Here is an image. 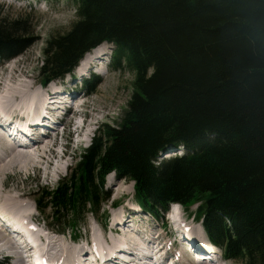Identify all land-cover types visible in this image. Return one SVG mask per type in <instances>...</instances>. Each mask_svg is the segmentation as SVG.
<instances>
[{"label": "trees", "instance_id": "16d2710c", "mask_svg": "<svg viewBox=\"0 0 264 264\" xmlns=\"http://www.w3.org/2000/svg\"><path fill=\"white\" fill-rule=\"evenodd\" d=\"M73 3L71 28L47 41L43 82L104 42L112 66L124 63L135 78L120 121L101 125L74 172L46 193L53 221L77 228L109 197L115 173L135 182L147 212L197 205L226 259L264 264V0ZM29 32L21 18L0 17V59L21 54ZM173 146L183 153L162 158Z\"/></svg>", "mask_w": 264, "mask_h": 264}, {"label": "rangeland", "instance_id": "374dc122", "mask_svg": "<svg viewBox=\"0 0 264 264\" xmlns=\"http://www.w3.org/2000/svg\"><path fill=\"white\" fill-rule=\"evenodd\" d=\"M0 17H7L8 19L15 20L21 18L24 24L27 25V28H30L29 36H26V38L31 37L33 40L30 45L26 46L24 51L15 58L7 61L0 60L1 75L6 78L10 77L12 74V79L17 81V83H21L22 81H26V83L33 82V85L35 84V90L39 87L41 88L43 84H47L50 88L52 86H58L59 83H63V89L72 93L70 99L75 100L74 104L79 101L83 104L74 107L72 113H70L71 115L66 117V123L68 124L67 128L63 130V128L60 127L59 130H56L57 132L55 131L59 142L57 147L58 151L60 153L64 150L67 152L60 174L56 176L52 173L50 176L44 173V169L38 171L31 168L27 172H20L19 170L11 171L5 179V181H7L6 188L8 190L14 191L17 189L19 192L26 193L23 199L28 203L30 213H36L39 217L40 220L37 225L42 229V233L47 230L48 234L50 233L51 236L60 237L63 234L58 233L59 235H57L55 231H63V228H61L60 224H56L53 221L55 220L52 219L54 214L48 207L49 199H46L45 195L55 188L60 181L66 179L74 172L81 154L84 152V149L91 144L93 137L101 125H116L120 121L123 112L128 107V102L133 91L135 75L124 63L119 69L114 68L112 63L109 64L108 61H112L111 53L113 48L111 45L103 44L101 48L103 51L100 54L102 59H96L100 58V55H95L92 58H95L96 65L88 70L87 75H81L78 71L73 70L71 73L64 76L65 78H55L54 81L50 83L43 82L44 76L41 73V67L45 57L44 49L47 41L52 36L67 32L76 20V5L73 3V0H0ZM82 77L83 79H81ZM48 92L50 91L48 90ZM79 98L81 99L79 100ZM80 102L79 104H81ZM84 121L88 124L86 125L87 127H85V132L77 136V133L73 132V130H75L80 123H84ZM75 122L77 123L76 126ZM60 132H63V134L60 135ZM52 170L49 169L50 172ZM104 188L109 193V197L100 201L97 211L83 214L78 223V227L74 230L70 231L69 229L63 231L66 232L64 235L68 242L70 241V244L74 243H72L70 239L72 236L80 240V245L86 244L85 237L89 236L91 232H95L97 235L99 234L103 237V230L101 226H99V222H111L112 217L117 223L122 218L125 220V208L134 209L131 211L129 209L127 212H131L132 215L130 216L128 214L127 216L134 218L135 215H137L136 217L138 220V215H140L142 217L141 220H143V218L147 221L150 220L143 224L148 223L152 228H155L156 231L154 234L160 233V225L162 224H165L166 229L174 231L173 227H175V225L172 226L168 219L171 216L169 212L166 213L163 220H161L160 216H147L140 211L142 207L135 198L136 188L135 182L132 179L118 178L114 173H111L106 177ZM125 190H128V193H126ZM36 198L37 201L41 200L44 205L40 211L42 214L37 210ZM114 205L118 206V209H114ZM127 205L130 207L127 208ZM171 207L172 212L178 211L176 205L174 207L171 205L170 208ZM173 209L175 211H173ZM191 212L192 210L188 211L185 209L182 214L186 226L189 229L193 227L195 231H185L187 232L185 234H191L193 235V239L196 238V240L198 239L197 241H202V244L207 246L206 248L210 249L212 253H216V256L220 258V252H218L216 248H211L208 242H205V239H203L202 234H204L203 231L205 228L202 223L197 221L196 217L190 214ZM141 227L143 226L141 225ZM44 228H46V230H44ZM144 233L146 236L149 234L148 230L145 229ZM108 234L110 235V233ZM168 234L170 235V239H172V233L168 232ZM75 238L72 237V239ZM166 238H168V236ZM166 238H162L161 241H166ZM214 258L215 257L212 256V259ZM221 262L222 264H248L246 260L235 261L226 260L224 258Z\"/></svg>", "mask_w": 264, "mask_h": 264}, {"label": "bare ground", "instance_id": "6f19581e", "mask_svg": "<svg viewBox=\"0 0 264 264\" xmlns=\"http://www.w3.org/2000/svg\"><path fill=\"white\" fill-rule=\"evenodd\" d=\"M102 47V45L97 47V50L91 51L83 57L76 68V71H78L79 74H82L83 72L87 73L92 66L96 65L95 58H92L95 55H100L102 53ZM96 59L101 60L102 56L100 55V58ZM34 86L35 84L33 85V82L26 83V81H22L21 83H17V81L12 79V74L10 77L4 78L0 73V121L4 126L9 128V132L14 138V144H6L4 138L0 136V216L9 220L14 217L18 221H23L24 223L33 221L38 224V221L40 220L39 217L36 213H30V208H28L29 205L23 199L26 196V193L19 192L17 189L14 191L8 190L6 188L7 181H5V179L7 175L14 170L27 172L31 168L38 171L44 169L45 174L50 175L54 173L56 176L62 172L67 152L64 150L60 153L57 149L59 145L56 137L58 119L55 116L60 111V108L66 106L68 95H66V92L61 85L52 86L50 88L47 86L43 89H39V87L37 90H35ZM48 90L50 92H48ZM45 96L46 99L44 100ZM80 99L81 98H79V100ZM79 102L76 103L79 104ZM55 105H58V107L52 109ZM81 105L83 104L81 103ZM31 110H34L31 119H15L16 116H19V112L22 113L20 116L22 117L27 116V112ZM76 124L77 123L75 122V126ZM86 125H88L86 124V121L80 123L73 132L81 135V133L85 132ZM47 128L52 129L50 131L51 135L43 137L46 134ZM32 148L34 149L31 150ZM49 169L53 170L50 172ZM125 191L128 193V190ZM129 207L130 206L127 205V208ZM129 209L130 211L134 210L133 208ZM129 209L125 208V220L122 218L118 223L115 221L113 222V224H116L115 226H111L113 238H110L111 232L109 235V230H103L104 240H106L105 248H108V250L113 251L118 244L117 241H123L128 243L133 249L129 258L132 259L136 256V258L139 259V255H136L137 249L144 248L151 251L153 248L154 250H157L156 252L158 253V260H156L158 264H206L204 258H201L199 255H191L183 249L190 246L186 245L190 244L187 243L188 241L193 242L196 252L201 251L207 255L213 254L210 249L202 244V241H197L198 239L196 240V238L193 239V235L191 234H185L192 230L195 231L193 227L190 230H186L183 226L180 227V225L173 223V225H175L173 230L176 231V228H178L177 233L184 239L188 240L179 243L177 240L170 239L169 237L166 238V232L154 234L156 231L155 228H152L148 223H146L147 225L143 224L148 221L145 218L141 220L142 217L140 215H138V220L136 217L137 215H135L134 218L130 217L132 214L131 212H127ZM171 210L172 208L169 209V213L171 214L170 219L173 218V220H178V218H181L182 223H184L185 219L183 216L178 215V213L172 212ZM140 211L144 215L149 216L142 210ZM128 214L130 216H127ZM6 223L7 221H4V223L0 225V264H21L22 256L14 247L15 241L9 237L6 230H3V225ZM102 223L104 222H99V226L102 227ZM9 224L10 223H8V225ZM141 225L143 227H141ZM119 226L123 227V232L126 231L127 227V236H118L121 234ZM160 228L163 227L160 226ZM144 229L149 232L147 236L144 233ZM44 230H46V228H44ZM134 230H136L139 235L133 236ZM55 232L57 235H59L58 233H61L59 230H56ZM176 236L178 237V235ZM202 236L206 242L207 238L205 233L202 234ZM36 237L38 240H42L40 248L42 249V252L44 251V258L40 264H84L87 261L86 258L91 254V250L93 249L92 244L95 246L101 245L103 241V237L99 234L97 235L95 232H91L89 236L85 237L86 244L84 245H80V240H77L78 238L72 240L76 244H70V241L68 242L65 235L53 237L50 233L48 234L47 230L42 233V230L40 229L36 233ZM162 238H166L167 240L163 242L161 241ZM142 239L150 244L142 243ZM153 240L156 241V244ZM157 242L159 243L157 244ZM118 252L121 253L120 257L125 253L123 249ZM90 257H92V255H90ZM110 257L111 258L108 260L109 262L117 261L115 256L110 255ZM210 257L212 258V256ZM112 258L115 259L113 260ZM152 260L154 263L156 262L155 259ZM190 260H194L195 262H191ZM118 262L120 264H126L121 261ZM141 262L143 261L141 260ZM141 262H133V264H140ZM209 264H222V262L217 263L216 258H214L210 259Z\"/></svg>", "mask_w": 264, "mask_h": 264}]
</instances>
